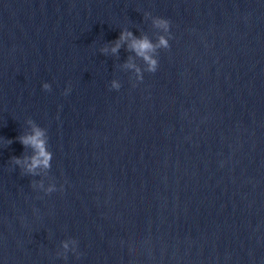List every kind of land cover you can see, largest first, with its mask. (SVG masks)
<instances>
[{
    "label": "clouds",
    "instance_id": "9594fccd",
    "mask_svg": "<svg viewBox=\"0 0 264 264\" xmlns=\"http://www.w3.org/2000/svg\"><path fill=\"white\" fill-rule=\"evenodd\" d=\"M151 17L152 26L158 30L156 40L154 41L147 34L140 36L135 35L131 30L125 28L120 32L118 39L105 45L100 51L104 55H118L122 47L126 45V50L134 53L136 58L143 61L144 67L138 65L132 57L123 65V68L134 70L136 73V79L143 81L144 72L156 73L159 69V50L170 49L171 34V21L169 19L152 16L151 13H145V18ZM122 87L118 80L111 81V88L114 90H120ZM45 91H51L52 86L49 83L43 84ZM72 91L71 85L65 90L64 95L67 96ZM29 130L19 135L15 139L18 140L25 149H31V154H25L22 156L11 157L13 165L18 166L24 175L31 176H44L47 177L52 167L53 153L49 150V136L46 128L38 125L33 119L27 120ZM7 146L13 143L12 139H6ZM32 188L43 191L46 195H51L56 191H62L63 185L58 189L55 182L45 184L44 179L39 181H32ZM78 241L75 239L62 241L63 252H58L57 256H63L67 259L69 251L75 252L77 256L80 254L77 251Z\"/></svg>",
    "mask_w": 264,
    "mask_h": 264
}]
</instances>
